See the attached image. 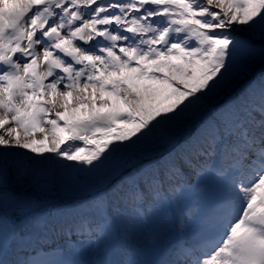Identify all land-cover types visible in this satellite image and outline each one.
Segmentation results:
<instances>
[{
	"label": "snow or ice",
	"instance_id": "6c2138e0",
	"mask_svg": "<svg viewBox=\"0 0 264 264\" xmlns=\"http://www.w3.org/2000/svg\"><path fill=\"white\" fill-rule=\"evenodd\" d=\"M257 59L264 0H0V209L13 167L17 185L124 177L33 209L0 238V264H264ZM165 203L180 215L153 226Z\"/></svg>",
	"mask_w": 264,
	"mask_h": 264
},
{
	"label": "bare ground",
	"instance_id": "6f19581e",
	"mask_svg": "<svg viewBox=\"0 0 264 264\" xmlns=\"http://www.w3.org/2000/svg\"><path fill=\"white\" fill-rule=\"evenodd\" d=\"M263 65V64H262ZM253 75L254 72L252 71ZM227 96L221 94L217 99L212 100L210 103H218L224 100ZM209 105H207L208 107ZM207 107L203 110V115L207 116ZM77 116L83 115V108L76 113ZM27 151V150H21ZM164 151V146H160L154 152ZM29 155H35L29 153ZM14 159V158H10ZM76 163V162H68ZM89 167V166H85ZM118 173V172H117ZM82 180L80 183H72L67 177L61 178L59 175L52 181L51 177H48L50 183L45 186V181L41 180L39 183L33 182L26 185H17L15 168L13 167L9 173L8 188L10 192H13L14 199H10L8 203L0 209V215L7 220H14L17 223V228H23L24 223L21 222V218L29 215L33 209H43L45 212L52 208H70L79 203H86L91 201L93 197L103 196L105 187L117 178L123 179L124 177H118V174H102L101 176H93L84 180V174L81 175ZM124 210L129 212V209L122 208L117 214L118 222L123 226L127 223L128 217L123 215Z\"/></svg>",
	"mask_w": 264,
	"mask_h": 264
},
{
	"label": "rangeland",
	"instance_id": "374dc122",
	"mask_svg": "<svg viewBox=\"0 0 264 264\" xmlns=\"http://www.w3.org/2000/svg\"><path fill=\"white\" fill-rule=\"evenodd\" d=\"M264 66V64L262 65L261 64V62L259 61V59H257L256 60V62L254 63V65H253V67H252V69H251V72L253 71V72H256L258 69L260 70L262 67ZM258 72V71H257ZM228 100V99H227ZM224 103H226V102H224ZM215 104V103H214ZM214 104H212V103H209L208 105V107H207V109L209 108V107H211V106H213ZM222 105V104H221ZM219 107V106H218ZM153 155H154V152L152 153ZM142 159V158H141ZM119 171V170H118ZM117 171V172H118ZM117 172H111V173H114V174H118ZM102 175V174H101ZM101 175H99V176H101ZM155 218H158V215L155 217ZM154 218V222L155 223H157V219H155Z\"/></svg>",
	"mask_w": 264,
	"mask_h": 264
}]
</instances>
